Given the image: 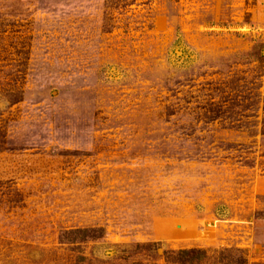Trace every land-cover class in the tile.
<instances>
[{
	"label": "rangeland",
	"instance_id": "obj_1",
	"mask_svg": "<svg viewBox=\"0 0 264 264\" xmlns=\"http://www.w3.org/2000/svg\"><path fill=\"white\" fill-rule=\"evenodd\" d=\"M182 248L264 264V0H0V264Z\"/></svg>",
	"mask_w": 264,
	"mask_h": 264
},
{
	"label": "trees",
	"instance_id": "obj_2",
	"mask_svg": "<svg viewBox=\"0 0 264 264\" xmlns=\"http://www.w3.org/2000/svg\"><path fill=\"white\" fill-rule=\"evenodd\" d=\"M67 234L74 236V238L70 239L72 242L77 240L86 241L87 239L100 238L104 235V229L101 227L77 229L69 231ZM164 258L167 264H247L246 259L242 255L236 254L234 251L222 250L216 251V254H210V252L204 248L168 250L164 252Z\"/></svg>",
	"mask_w": 264,
	"mask_h": 264
}]
</instances>
